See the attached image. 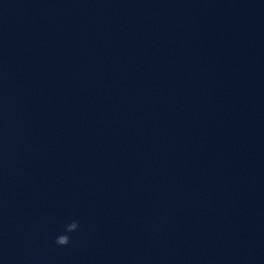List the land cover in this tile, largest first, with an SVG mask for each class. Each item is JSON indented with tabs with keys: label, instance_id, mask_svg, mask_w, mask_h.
Here are the masks:
<instances>
[{
	"label": "water",
	"instance_id": "obj_1",
	"mask_svg": "<svg viewBox=\"0 0 264 264\" xmlns=\"http://www.w3.org/2000/svg\"><path fill=\"white\" fill-rule=\"evenodd\" d=\"M0 264H264V0H15Z\"/></svg>",
	"mask_w": 264,
	"mask_h": 264
},
{
	"label": "clouds",
	"instance_id": "obj_2",
	"mask_svg": "<svg viewBox=\"0 0 264 264\" xmlns=\"http://www.w3.org/2000/svg\"><path fill=\"white\" fill-rule=\"evenodd\" d=\"M56 243L61 246H66L69 244V236L65 233H60L56 236Z\"/></svg>",
	"mask_w": 264,
	"mask_h": 264
}]
</instances>
